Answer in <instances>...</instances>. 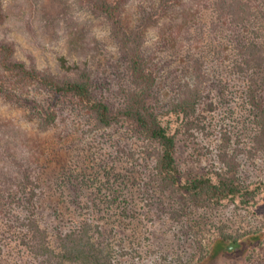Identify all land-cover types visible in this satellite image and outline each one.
<instances>
[{
    "label": "rangeland",
    "instance_id": "obj_1",
    "mask_svg": "<svg viewBox=\"0 0 264 264\" xmlns=\"http://www.w3.org/2000/svg\"><path fill=\"white\" fill-rule=\"evenodd\" d=\"M1 1L5 20L0 23V45L12 46L17 61L65 78L73 75L63 67L62 58H66L70 66L91 70L99 98L113 109L122 105L121 90L130 87V76L126 58L105 16L96 14L84 0ZM215 1L188 0L181 10L151 23L145 32V53L159 72L158 94L163 105L176 96L179 86L191 79L190 57L207 56L213 82L199 113L205 129H195L194 136L184 133L179 136V166L185 178L219 170L223 166L219 154L228 133L232 138L228 149L238 155L242 179L252 190L264 183V153L250 151L254 127L251 109L244 98V82L232 74L230 61L225 59L227 53L218 55L230 43L232 30L217 19ZM160 2L129 0L124 8L127 28L139 26L157 10ZM187 9L193 18L177 35L175 28ZM19 93L27 103L24 108L8 100L5 93L0 94V173L11 172L10 159L29 156L37 142L35 148L48 152L51 161L47 163L48 158L42 157L43 166H48L43 169L46 176L42 175L43 202L47 208L44 226L53 228L61 220L68 222L74 214L73 203L87 194L89 187L95 191L102 186V174L105 170L112 171L116 164L117 172L121 168L132 176L128 195L135 198L131 206L135 204L138 211L137 219L117 224L113 230L123 239L122 247L113 248L116 253L125 254L123 264H264V188L249 205L240 199L227 201L220 207L196 208L181 220H174L168 210L181 208L180 201L157 199L150 205L145 200L149 188L146 181L154 162L143 159L145 142L133 127L124 124L91 131L87 116L74 99L51 98L36 85ZM36 101L57 104V126L49 132L40 130L39 118L34 121L28 118L37 110ZM129 151L136 154L135 168H129L130 162H134L128 161ZM89 176L94 179V187L84 181ZM2 179L0 187H4ZM77 191L80 195L75 194ZM10 200L6 198L7 203ZM12 207L24 217L18 205ZM54 208H58L61 218H57ZM9 217L0 214V264H43L42 259H36L28 248L18 244V236L24 230ZM224 235L244 240V248L263 249L254 252L252 261L247 262L245 256L228 258L224 248L229 243L224 241Z\"/></svg>",
    "mask_w": 264,
    "mask_h": 264
},
{
    "label": "trees",
    "instance_id": "obj_2",
    "mask_svg": "<svg viewBox=\"0 0 264 264\" xmlns=\"http://www.w3.org/2000/svg\"><path fill=\"white\" fill-rule=\"evenodd\" d=\"M84 1L96 14L107 18L112 34L126 58L131 85L121 90L122 105L113 109L106 100L95 94L93 74L88 68L70 66L66 58H62L63 67L73 72V75L59 78L17 61L15 49L10 45H0V94L5 93L8 100L24 108L27 103L19 91L36 85L50 94L51 98L59 96L74 99L80 111L87 116L91 131L109 130L124 124L133 127L145 142L141 152L143 159L154 162L149 180L146 181L149 188L145 200L150 205L157 199L180 201L181 208L174 210L170 207L168 210L174 220H181L196 208L220 207L227 201L236 202L240 199L245 205L251 204L264 188V183L252 190L245 184L241 176L242 163L238 155L228 149L232 141L228 133L224 138V149L219 154L223 166L213 174L185 178L177 160L179 136L183 133L194 136L195 129H205L199 113L213 78L208 71L207 56L190 57L191 79L179 86L176 96L163 105V98L158 94L159 72L145 53V32L151 23H158L169 13L181 10L188 0H161L157 10L131 30L124 19V8L129 0ZM215 4L217 19L232 30L230 43L218 55L227 53L225 59L230 61L232 74L244 82V98L251 109L254 127L250 151L263 154L264 0H216ZM181 17L182 22L175 28L177 35L193 18L189 9ZM4 20L3 3L0 0V23ZM56 105L36 101L34 107L37 110L29 114V120L39 118L40 130L51 131L57 126L59 118ZM37 145L38 142L35 143ZM35 146L29 156L10 159L11 172L0 173L3 178L1 182H5L4 187H0V214L6 217L12 215L9 218L15 219L19 228L24 230L18 236V244L28 248L36 259H42L43 264H123L125 254L120 255L113 249L121 246L123 239L118 238L113 230L117 224L138 217L135 204L131 206L134 197L130 193L128 195L132 176L121 168L117 172L114 164L113 172L105 170L102 174V186L95 191L89 187L88 193L81 194L77 203H73L74 214L68 222L63 223L59 219L58 225L53 228L44 226L43 217L47 208L43 202L45 192L42 175L46 176L43 171L48 166H43L42 157L45 155L48 158V152ZM236 151L240 152L238 147ZM127 156L128 161L134 160L130 162L129 168H135L137 165L134 163L138 161L135 152L129 151ZM50 159H47V163ZM84 181L91 182L94 187L91 176ZM75 194L80 195L78 191ZM6 198L11 199L10 203L6 202ZM15 204L24 217L14 212L12 206ZM54 213L57 218H61L58 208ZM223 239L229 243L228 248H224V255L228 258L245 256L247 262L252 261L254 252L263 249L244 248L246 242L232 236L224 235Z\"/></svg>",
    "mask_w": 264,
    "mask_h": 264
}]
</instances>
